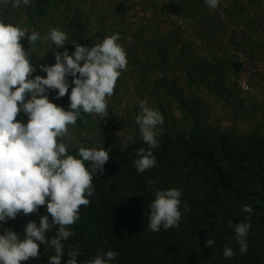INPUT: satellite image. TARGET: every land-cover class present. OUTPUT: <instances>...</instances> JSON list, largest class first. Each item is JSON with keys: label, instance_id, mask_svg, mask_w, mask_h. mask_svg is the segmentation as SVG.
Instances as JSON below:
<instances>
[{"label": "rangeland", "instance_id": "374dc122", "mask_svg": "<svg viewBox=\"0 0 264 264\" xmlns=\"http://www.w3.org/2000/svg\"><path fill=\"white\" fill-rule=\"evenodd\" d=\"M0 19L41 36L60 28L68 34L65 49L70 54L73 43L91 47L106 36L120 35L128 67L108 101L109 115L101 119L82 112L62 141L68 151L143 143L135 117L145 98L164 117L159 144L164 134L182 136L221 154L223 147H249L252 137L264 140V0H221L214 10L204 0H32L20 8L9 0L0 3ZM21 43L29 49L26 37ZM65 49L38 41L30 57L37 66L33 75L46 77L38 65H53L55 51ZM72 79L64 97L57 99L58 90L48 93L65 110ZM242 81L251 89L244 90ZM17 119L27 123L23 113ZM24 223L21 213L0 223V234L7 228L23 239ZM250 232L258 230L253 226Z\"/></svg>", "mask_w": 264, "mask_h": 264}, {"label": "clouds", "instance_id": "9594fccd", "mask_svg": "<svg viewBox=\"0 0 264 264\" xmlns=\"http://www.w3.org/2000/svg\"><path fill=\"white\" fill-rule=\"evenodd\" d=\"M204 2L214 10L221 0ZM0 3L8 4L9 0ZM11 3L13 8H20L31 5L32 0H11ZM25 37L30 45L28 50L21 43ZM67 40L68 34L60 28L54 27L41 36L38 31L29 34L28 29L0 19V223L7 224L21 213L24 216L36 213L42 206L47 211L40 216L39 225L36 221L26 224L23 239L14 230H3L0 264H22L39 258L42 245L46 252L49 249L54 252L48 256V264H62L65 254L66 264H78L77 258L82 255L77 246L69 247L66 252L65 242L76 234L71 226L80 220L81 207L90 205V197L95 193L94 174L104 171L110 155L105 148L84 146L72 155L62 141L68 138L69 126L76 125L82 112L101 119L109 115L108 101L115 94L118 79L127 71L128 57L118 43V33L91 47L73 43L75 50L71 54L65 49ZM38 41H51L57 49H65L55 51L53 65H38L46 77L33 75L37 66L30 57ZM69 77L73 78L74 87L69 109L65 110L52 102L48 93L58 90L57 99L68 94ZM138 107L135 123L147 148L137 150L133 163L137 173H144L157 164L153 150L159 147L157 138L162 133L159 126L164 124V117L158 109L149 106L147 98ZM21 113L27 116V123L17 119ZM155 183L148 181L149 187ZM154 195L147 229L158 233L161 228L178 227L182 218V192L169 188L157 190ZM187 210L184 202V211ZM242 211L248 214L247 221L234 226L241 255L249 249L247 238L253 208L243 205ZM228 225L232 228V221ZM53 228L55 234L46 235ZM205 243L214 247L216 241L208 239ZM118 255L114 250H101L82 264H110ZM222 255L230 259L236 252L225 246Z\"/></svg>", "mask_w": 264, "mask_h": 264}, {"label": "trees", "instance_id": "16d2710c", "mask_svg": "<svg viewBox=\"0 0 264 264\" xmlns=\"http://www.w3.org/2000/svg\"><path fill=\"white\" fill-rule=\"evenodd\" d=\"M235 66L240 68L239 63ZM141 147L143 143L135 142L109 149L104 171L94 174L91 203L81 207L80 220L71 226L76 234L65 242L66 252L73 246L81 251L78 264L101 250L118 252L110 264H264V140L252 137L249 147H223L218 154L208 145L164 134L153 150L156 166L137 173L133 162ZM68 152L76 155L77 150ZM185 160L188 172L182 164ZM149 180L156 183L149 187ZM169 188L182 192L179 226L151 232L147 229L149 205L157 190ZM243 205L252 206L251 228L255 226L258 233L250 232L248 252L241 255L234 226L247 221ZM46 214V206H42L36 213L23 215L24 226L29 221L39 225L40 216ZM228 221H232V228ZM55 231L53 228L46 235ZM208 239H215L214 247L206 245ZM225 246L236 252L233 258L223 257ZM53 254L42 245L40 257L26 264H48V256ZM67 259L65 254L62 264Z\"/></svg>", "mask_w": 264, "mask_h": 264}, {"label": "built area", "instance_id": "2783aa9c", "mask_svg": "<svg viewBox=\"0 0 264 264\" xmlns=\"http://www.w3.org/2000/svg\"><path fill=\"white\" fill-rule=\"evenodd\" d=\"M241 87L244 90H250L251 89L250 85L247 82H244V81L241 82Z\"/></svg>", "mask_w": 264, "mask_h": 264}]
</instances>
